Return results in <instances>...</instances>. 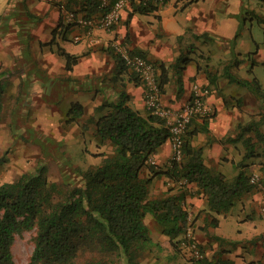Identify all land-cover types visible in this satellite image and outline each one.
I'll return each mask as SVG.
<instances>
[{"label":"crops","instance_id":"obj_1","mask_svg":"<svg viewBox=\"0 0 264 264\" xmlns=\"http://www.w3.org/2000/svg\"><path fill=\"white\" fill-rule=\"evenodd\" d=\"M77 2L83 10V0H67L65 4ZM182 2L170 0L167 5L159 7L158 11L148 15L134 14L130 20L128 15L131 6L128 4L120 24L111 31L92 30L82 25H67L63 28L58 24L59 29L48 44L51 47L47 58L52 72L48 73L49 77L64 84L69 78L80 79V73H93L94 69L102 73L103 64L106 66L107 61H112L114 73V47L125 39L129 41L133 54L144 55L145 59L158 64L159 68L163 66L168 70L170 78L171 70L178 90L174 66L183 57L187 60L182 74L184 91L177 98L180 103L186 97L190 100L192 85L198 84L210 90L206 103L214 109L211 118L194 121L191 130L198 131L192 139V146L202 150L204 164L214 174L223 175L227 182L233 183L240 173L251 178L252 171L248 170L251 163L248 160L258 151L264 157V140L259 141L254 133L241 136L239 126L254 124L264 138V24L257 20V17L264 19V0H195L184 10L181 8L184 5ZM54 3L49 0H0V66L6 67V70L1 68L2 71L14 72L21 68L18 66L21 61L25 62L26 68L31 62L35 64L44 60L40 55V42L43 40V31L45 32L50 22L47 17L57 16L59 20L61 13H64ZM82 14L86 15L84 11ZM256 24L259 29L254 33ZM74 36L81 37L78 45L72 42ZM54 47L56 53L51 51ZM58 49L80 57L79 63L71 71L66 70L65 58L59 54ZM15 75V87H19V91L43 85L39 73L21 72ZM230 77L250 84L256 83L261 94H256L252 86L244 87L236 81H230ZM64 79L65 82L62 81ZM61 94H73L76 97L74 103L85 106L86 101L80 98L83 92L76 94L71 89L62 90ZM99 106L101 104L96 108ZM202 128L206 131H201ZM245 141H249V146L244 144ZM169 144L170 142L163 145L156 155L161 162L166 161L171 154ZM238 148L241 149L240 152ZM248 152L251 155L249 158L246 157ZM255 173L259 174L257 170L253 171ZM168 180L167 177L153 180L150 191L155 185L164 184ZM262 180L261 188L256 187L244 194L228 214L217 216L220 224L213 233L214 237H229L216 234V231L223 227L231 229L234 223L230 220L236 209L248 215L251 211V214L258 215L264 223V179ZM196 189L194 183L184 186L186 191H181L185 196L183 203L191 204L192 212L196 210L210 213L207 198L203 194L192 196ZM171 196L173 195L168 197ZM246 217L248 216H239V222L246 223L242 226L239 224L240 235L245 231L251 233V227L255 233L250 236L260 234L259 229H255V224L260 219L254 222L252 216L250 222L246 221ZM205 218L204 213L203 219ZM228 261L239 264L230 257L222 259V262Z\"/></svg>","mask_w":264,"mask_h":264},{"label":"trees","instance_id":"obj_2","mask_svg":"<svg viewBox=\"0 0 264 264\" xmlns=\"http://www.w3.org/2000/svg\"><path fill=\"white\" fill-rule=\"evenodd\" d=\"M83 1L86 17L99 13V0ZM169 1L130 0L128 19L134 14L154 13ZM194 2L185 0L182 10ZM257 20L264 24V19L257 17ZM58 52L65 58L67 71L79 63V56L70 55L62 49H58ZM113 54V80L121 84L128 67L120 56ZM186 64L187 60L180 57L174 66L178 97L184 91L182 74ZM2 75L0 73V78ZM130 80L136 86H141L135 73L131 74ZM230 81L244 87L252 86L256 94H261L256 83L250 84L232 77ZM169 82L168 70L160 66L158 83L162 94ZM4 95L5 89L0 83V121ZM130 100L131 95L121 84L118 99L104 100L97 108L98 112H108L97 120L95 134L101 143L108 142L113 150L109 155H101L103 160L100 165L82 173L83 186L60 190L49 179L44 166L37 168L33 174H24L13 182L0 184V264H15L12 247L16 236L35 229V250L27 264H78L87 252L104 257L122 254L130 262H135L144 245L152 240L150 230L144 223L148 213L160 223L163 234L169 237L176 249V240L189 228V213L183 206L185 196L180 193L151 200L149 186L155 178L167 177L174 182L185 180L189 184H196L197 189L192 196L203 194L207 198L208 210L213 215L208 225L212 228H218L220 224L217 216L228 214L244 194L255 190L245 174L240 173L233 183H229L223 175L214 174L204 164L202 150L192 146V139L198 131L191 130L194 121L184 135L182 161L173 160L170 168L157 171L150 161L171 139L168 120L153 113L141 114L130 106ZM69 114L73 120L83 118L84 106L72 104ZM239 130L241 136L254 133L259 141L264 140L254 124L240 125ZM201 131L206 130L202 128ZM248 142L244 144L249 146ZM246 157H251L249 152ZM146 170L150 172V177H143ZM56 195L60 196L57 201ZM216 240L221 241L219 237ZM188 264L235 263L214 262L202 254L189 260Z\"/></svg>","mask_w":264,"mask_h":264},{"label":"rangeland","instance_id":"obj_3","mask_svg":"<svg viewBox=\"0 0 264 264\" xmlns=\"http://www.w3.org/2000/svg\"><path fill=\"white\" fill-rule=\"evenodd\" d=\"M66 1L62 0L54 3L59 10L64 11V13H61L59 20L57 16L55 18L47 17L50 22H48V28L45 32L43 31V40L40 42L42 44L40 55L44 57V60L35 62V64L31 62V65L26 68H24L25 62L21 61L18 63L21 68L14 72L10 70L4 72L1 68L6 70L5 65L0 66V73H3L0 83L5 89L0 121V184L13 182L24 174H33L37 168L44 166L49 179L55 182L60 190L83 186L82 173H85L90 167L100 165L103 160L102 154L109 155L112 153L113 149L108 142L101 143L99 137L95 134L97 120L102 115L107 114L108 111L98 112L96 107L98 104H102L104 100L116 101L121 84L133 95L131 106L134 110L143 115L153 112L147 106L144 83L135 74L141 84V86H135L130 80L133 72L129 68L127 74L121 78V84L114 82L112 61H107L106 66L102 63L104 66L102 73H98L95 69L93 73H80V79L69 78L66 79L64 84L49 77L48 73L52 72L50 70L51 63L47 58L51 47L48 44L59 29L57 28L58 24L63 28L67 25H71L70 27L78 25L80 27L78 20L88 18L82 14L83 10L79 2L69 5L65 4ZM178 1L182 2V0ZM182 4H185V2H182ZM72 13L76 18L69 21L67 16ZM53 24H56V26ZM258 29L259 26L256 24L254 33ZM75 36L72 37V42L74 45H78L81 41L76 42ZM51 51L56 53V47ZM83 54L85 55L86 52H83ZM23 59L26 60V58ZM153 64L157 68L159 76V65ZM21 72L39 73L38 76L43 85L19 91L20 88L15 87L17 81L15 74ZM170 76V82L165 88V93L162 94L161 92L159 108L162 111L169 112L172 121L189 100L186 97L184 102L180 103V99L177 98L178 90L175 77L171 70ZM62 81L65 82V79ZM71 89L76 94L83 92L80 98L86 101L84 106L85 115L78 120H73L69 114L76 97L73 94H61L62 90L71 91ZM207 105L210 107L209 104ZM213 114L214 109L210 107L209 115L203 118H195L193 121L207 120ZM168 142H170L171 154L166 161L161 162L156 156L151 158L150 162L157 171L167 170L171 167V162L176 160L173 145L171 141ZM238 151L240 152L241 149L238 148ZM182 159L183 156L179 161H176L180 162ZM248 162L251 163L248 166V170L252 171L251 178H258V185H255V188H258L262 184V179H264L261 178L264 177V157L258 151L254 153V156ZM256 170L259 174H253V171ZM143 177H150V172L144 171ZM188 184L185 180L173 183L169 179L164 184L155 185L149 193V198L160 200L167 198L169 195L176 196L181 191H186L184 186L188 187ZM163 189H166V191ZM59 198L60 196L56 195V201ZM183 206L189 213V228L185 234L176 240L178 245L176 249L172 246L169 237L163 234L160 223L153 215L148 213L144 223L150 230L152 240L144 245L137 259L134 260L135 262H130L122 254L115 255V257H104L102 255L94 256L87 252L85 256L81 257L78 264H98L100 262L104 264H188L189 260L198 258L202 254L214 262H222V259L230 257L239 264H264V223L261 222L262 219L258 215L251 214V211H249V215L248 213L242 214V211L236 209L230 220L234 223L231 229L227 230L226 227H223L221 230L216 231V234H224L229 237L217 241V237L213 235L216 228L208 225L213 215L205 211L198 212L195 210L192 212L191 204L187 202L183 203ZM204 213L206 215L205 219H203ZM244 215L248 216L246 221L252 222V216L254 222L260 219L255 224V229H259L260 234L254 237L250 236L254 232L253 227H251V233L248 234V231H245L243 235H240L238 231L239 224L242 226L246 223L239 222V216L245 218ZM36 238V229L16 236L12 247L15 264H27L30 261L35 250ZM196 253H199V256Z\"/></svg>","mask_w":264,"mask_h":264},{"label":"built area","instance_id":"obj_4","mask_svg":"<svg viewBox=\"0 0 264 264\" xmlns=\"http://www.w3.org/2000/svg\"><path fill=\"white\" fill-rule=\"evenodd\" d=\"M51 2H60L62 0H49ZM130 0H99V13L89 17L79 19L80 25L89 29H101L111 31L117 27L121 20L123 11L129 4ZM138 2L151 0H136ZM75 15L69 14L67 19L69 21L75 20ZM76 41H80L81 37H76ZM115 53L121 57L126 66L135 73L146 87L147 106L151 109L153 114L163 117L168 120V125L171 132V143L174 148L175 159L179 161L182 156L183 139L188 126L195 118H203L210 114V107L206 103V98L210 96V90L203 88L198 84L192 87V96L188 103L175 115L171 121V114L162 111L159 108V100L161 91L158 83V70L155 65L142 57L141 55L133 54L130 44L125 40H121L119 44L114 47ZM250 183L258 185V178L253 177ZM262 186L259 185V188ZM199 256V253H196Z\"/></svg>","mask_w":264,"mask_h":264}]
</instances>
